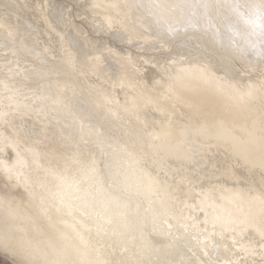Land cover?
<instances>
[{
    "label": "bare ground",
    "instance_id": "1",
    "mask_svg": "<svg viewBox=\"0 0 264 264\" xmlns=\"http://www.w3.org/2000/svg\"><path fill=\"white\" fill-rule=\"evenodd\" d=\"M175 3L0 0V236L35 264H264L259 42Z\"/></svg>",
    "mask_w": 264,
    "mask_h": 264
},
{
    "label": "snow or ice",
    "instance_id": "2",
    "mask_svg": "<svg viewBox=\"0 0 264 264\" xmlns=\"http://www.w3.org/2000/svg\"><path fill=\"white\" fill-rule=\"evenodd\" d=\"M139 7L159 9L163 6L156 3ZM172 7L180 9L185 31L199 30L203 25L204 32L215 30V34L219 35V26H222L231 34L233 48L240 52L247 49L241 46L236 38L242 39L247 47L255 50L257 45L250 39L255 36L260 45L259 54L264 58V0H177ZM151 14L159 15L156 12ZM213 16L219 26L212 22ZM157 23L163 24L164 21L157 19ZM240 24H243V29H238ZM168 31L175 34L180 29L169 25ZM4 171L10 173L11 170L5 166ZM0 264H35V261L27 249L13 235L6 232L0 236ZM205 264L210 262L206 261Z\"/></svg>",
    "mask_w": 264,
    "mask_h": 264
},
{
    "label": "rangeland",
    "instance_id": "3",
    "mask_svg": "<svg viewBox=\"0 0 264 264\" xmlns=\"http://www.w3.org/2000/svg\"><path fill=\"white\" fill-rule=\"evenodd\" d=\"M76 20H78V19H76ZM79 22L81 23L82 21L79 20ZM81 24H83L88 29V27L83 22ZM91 35H93V34L91 33ZM112 44L114 45V47L117 51L124 49V50H126V52H129V57L133 61L134 66L137 68H141V67L144 68L143 76L146 77L149 80V82H151L153 80L152 76H154V77L159 76L160 77L162 75L158 68H154V67H152L151 64H147L146 62H144V60H141L140 58H138L140 53L137 50H134L129 44H119V43H112ZM147 65H149L150 68L146 67ZM149 70L154 71V73L150 72ZM162 78H165V77L163 76ZM5 184H7V185H5ZM6 187H7V189H6ZM6 192H10L11 194L13 193L12 195H14V198H21V195H22V192L19 189L11 188L10 184L3 181V179L0 176V193L5 194ZM17 195H19V196H17Z\"/></svg>",
    "mask_w": 264,
    "mask_h": 264
}]
</instances>
